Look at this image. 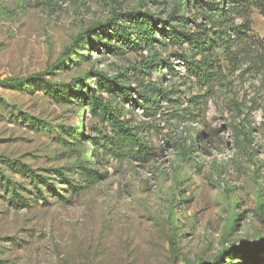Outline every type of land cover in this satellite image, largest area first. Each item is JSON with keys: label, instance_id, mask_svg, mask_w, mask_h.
Returning <instances> with one entry per match:
<instances>
[{"label": "rangeland", "instance_id": "1", "mask_svg": "<svg viewBox=\"0 0 264 264\" xmlns=\"http://www.w3.org/2000/svg\"><path fill=\"white\" fill-rule=\"evenodd\" d=\"M175 1L0 0V264H264V75L197 99L165 41L164 80L105 31Z\"/></svg>", "mask_w": 264, "mask_h": 264}, {"label": "trees", "instance_id": "2", "mask_svg": "<svg viewBox=\"0 0 264 264\" xmlns=\"http://www.w3.org/2000/svg\"><path fill=\"white\" fill-rule=\"evenodd\" d=\"M251 8L264 14V0H176L171 12L162 21L148 12H112L104 28L115 44L148 52L150 56L142 60L141 67L151 69L164 80L168 59L159 58L155 63L154 58L159 56L157 45L165 41L164 46L180 53L172 56L181 60L186 71L193 77L192 85L201 92L197 99L212 98L213 90L226 82V74L237 72L239 75H264V40L259 39L251 29ZM125 22L129 24L128 27H124ZM95 43L99 49L101 41ZM185 46L190 50V58H187ZM218 50L222 51L226 67L219 64ZM96 77H101V83L111 81L115 86L122 84L100 75ZM121 90L125 96L134 93L133 89L126 87H121ZM149 93L150 101L153 99V102L169 100L171 95H163L162 90L154 86L149 89ZM100 106L109 119L114 121L110 110L102 104ZM126 137L130 150L138 148L137 156L147 152L136 136L128 134ZM243 253L255 254V251ZM227 256V252L223 251L213 262L221 263Z\"/></svg>", "mask_w": 264, "mask_h": 264}]
</instances>
